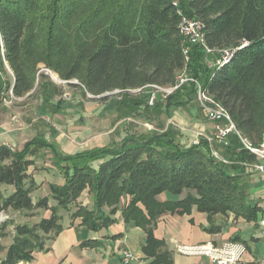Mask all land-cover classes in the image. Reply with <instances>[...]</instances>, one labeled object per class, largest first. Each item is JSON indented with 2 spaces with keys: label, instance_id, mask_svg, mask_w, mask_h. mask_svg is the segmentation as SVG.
<instances>
[{
  "label": "trees",
  "instance_id": "trees-1",
  "mask_svg": "<svg viewBox=\"0 0 264 264\" xmlns=\"http://www.w3.org/2000/svg\"><path fill=\"white\" fill-rule=\"evenodd\" d=\"M179 1L185 14L203 22L209 49L235 50L228 65L209 66L208 60L220 56L207 55L202 46L192 48L186 64L171 0H0V50L3 44L15 77L14 94L23 97L33 89L40 64L65 81L78 80L95 97L153 85L171 87L187 68L230 114L242 137L259 146L264 139V0ZM4 88L6 83L0 81V91ZM196 92L195 84L183 86L168 96L166 112L197 99ZM140 103L132 102L133 108ZM42 150L52 155L60 182L49 185L50 198L34 202L29 169ZM219 151L221 160L207 140L185 146L172 129L74 154H64L42 138L21 150L0 146V184L13 187L10 196L0 190V237L10 226L2 220L8 210L51 212L33 226L15 227L2 264L31 263L34 252L48 253L44 237L53 233L49 240L54 242L64 230L60 210L76 207L72 219H80L81 226L93 232L109 228L118 223L124 197L130 200L122 218L145 231L143 253L152 259L150 264H174L166 243L154 234L166 213L189 215L196 207L209 221L234 215L258 222L264 207L251 204L250 193L240 183L243 175L231 172L255 164L256 157L236 134L229 135ZM85 192L88 205L80 202ZM165 193L180 199L162 202L159 197ZM206 231L221 233L219 226Z\"/></svg>",
  "mask_w": 264,
  "mask_h": 264
},
{
  "label": "rangeland",
  "instance_id": "rangeland-1",
  "mask_svg": "<svg viewBox=\"0 0 264 264\" xmlns=\"http://www.w3.org/2000/svg\"><path fill=\"white\" fill-rule=\"evenodd\" d=\"M218 57L208 60L215 67ZM185 74H188L186 72ZM0 81L6 83V89L0 91V146L6 145L13 150H21L23 146L35 139H45L64 154L89 150L103 146H116L125 138L146 133H161L172 129L179 135L180 142L185 146L195 145L196 141L214 139L215 124L209 119L197 99L190 101L184 107H175L166 112L167 96L158 94L154 106H149L152 88L132 93L130 91L111 92L95 97L82 88L78 80L65 81L58 74L49 70L45 64H40L33 89L23 97H17L13 92L15 84L14 73L6 63L0 50ZM131 101V102H130ZM132 102H141L133 108ZM131 103V104H130ZM159 107L156 109V106ZM212 153H220L224 143L216 140L209 142ZM217 158V157H216ZM220 160V157H218ZM257 163V162H256ZM255 163V164H256ZM254 164H247L240 171L231 170L233 174L241 172L240 183L243 190L250 193L251 204L264 202V174L255 171ZM243 167V166H241ZM244 170V171H243ZM30 178L34 181L32 198L34 202L44 197H51L50 184L60 182V175L53 164L52 155L42 150L34 159V165L29 169ZM0 190L6 196L13 193V187L0 184ZM171 200L180 199L170 193ZM184 196V195H183ZM163 199V197H162ZM129 197H124L118 206V212L126 209ZM82 204L90 203L85 192L80 198ZM50 199V206H55ZM69 212L60 210L63 217V228L75 226L76 220ZM46 210L14 211L8 210L2 214V220L10 222V226L0 237V264L5 260L8 248L13 243L15 227L39 223L43 218L50 217ZM232 217L231 223L229 218ZM123 219V218H122ZM78 222L80 219L77 220ZM219 226L221 233L234 231L238 235L227 240L238 239L247 247L251 259H264V232L259 222H248L242 217L218 215L210 223L208 229ZM93 231L89 229L62 230L53 243L49 254L41 252L37 264H114L112 253L128 247L131 253L138 255L139 246H129L125 240L115 238L109 246L99 251L90 248L83 252L81 244L92 240ZM54 234L44 237L45 247H49ZM229 237V236H228ZM221 241L216 242L220 244ZM181 261H191L193 258L180 257ZM242 264H261L247 263Z\"/></svg>",
  "mask_w": 264,
  "mask_h": 264
},
{
  "label": "built area",
  "instance_id": "built-area-1",
  "mask_svg": "<svg viewBox=\"0 0 264 264\" xmlns=\"http://www.w3.org/2000/svg\"><path fill=\"white\" fill-rule=\"evenodd\" d=\"M176 12L179 16V33L183 38V52L188 64L190 60V54L194 46H202L207 55L218 54L220 57L217 59L215 66L219 69L228 65L234 54L235 50H220L215 51L207 47L205 42L204 24L197 18L189 17L181 8L179 0H171ZM2 46V53L4 57V48ZM5 60V57H4ZM186 70L177 77L175 84L171 87L149 86L153 89V93L149 99V106H154L158 94L162 93L165 96H170L178 91L185 85L195 84L197 101L200 106L208 115L209 119L215 124L214 139H208L209 142L216 140L220 143L227 144L229 135L236 134L243 142L245 148L253 154L256 159L262 164L253 165L254 169L258 173H264V139L263 142L257 146H252L246 139H244L241 133L237 130L230 114L225 108L218 103L209 92L203 88L202 84L191 78L188 74H185ZM132 93L142 91V89L129 90ZM119 92V91H117ZM199 144V141L195 142V145ZM215 157H219L214 154ZM221 160V158H220ZM225 163H228L225 161ZM260 226L264 232V218L260 220ZM178 253L186 257H206L212 264H242L243 257L247 253V247L244 243L239 241L228 240L222 244L205 243L199 245H182L178 247ZM140 256H136L130 251H124L121 255V261L119 264H130L134 261H141Z\"/></svg>",
  "mask_w": 264,
  "mask_h": 264
},
{
  "label": "crops",
  "instance_id": "crops-1",
  "mask_svg": "<svg viewBox=\"0 0 264 264\" xmlns=\"http://www.w3.org/2000/svg\"><path fill=\"white\" fill-rule=\"evenodd\" d=\"M256 164H262V163L257 160ZM166 194L167 193L161 195L159 197V200L162 202L166 200H171ZM261 199L264 200V195L261 196ZM262 203L263 205L261 204L260 205L264 207V202ZM215 217L216 216H214L211 219V221H209L207 215L198 212L196 207H194L191 214L189 215L186 214L180 215L178 213H166L163 216H161L160 219L158 220L154 234L156 238H158L159 240H163L166 243V248L171 253V258L174 264H212L211 261L206 257L183 256L178 253V247L182 245H199L209 242L216 243L219 241H221L220 244H222L228 241L227 238L238 235L234 231L228 232L226 234L224 233L211 234L208 231H206L210 223L213 222V219ZM116 218L118 220V223L110 226L107 229H102L98 232H93L92 241H95V243L94 246L90 248H95L96 251H99V249H102V247L105 246L108 247L109 244L113 241V239L120 238L122 240H125L129 246H132L133 244L139 246L138 256H140L142 260L134 261L131 262L130 264H150L152 259L147 258L143 253V247L146 244L145 231L142 228L137 227L134 222L125 223L124 220L122 219L121 212L117 213ZM262 218H264V214L262 215L260 220ZM77 220L75 222L76 223L75 226L69 225L68 227L64 228V230L88 229L87 227L81 226V220L79 222ZM231 220L232 217L229 218L228 223H231ZM260 220L258 221L259 225H260ZM54 242H51L49 247H45V248H50V251L47 254L51 252ZM90 248L81 247L83 252H88ZM127 250L130 249L126 247L124 249H120L117 254L112 253L111 257L115 260L114 264L120 263L122 253ZM41 252L36 251L33 253L34 261H32L31 263H22V264H37V257L38 255L41 254ZM249 252H247L244 255L243 257L244 262L264 264V259H260V258H255L254 260L251 259V257L248 256ZM182 256L186 258H193L194 260L181 261L180 257Z\"/></svg>",
  "mask_w": 264,
  "mask_h": 264
}]
</instances>
